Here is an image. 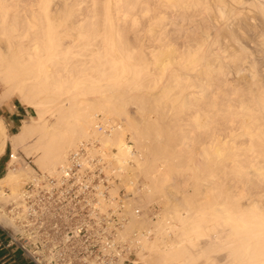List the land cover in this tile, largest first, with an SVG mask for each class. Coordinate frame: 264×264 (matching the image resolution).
I'll return each instance as SVG.
<instances>
[{
  "label": "bare ground",
  "instance_id": "bare-ground-1",
  "mask_svg": "<svg viewBox=\"0 0 264 264\" xmlns=\"http://www.w3.org/2000/svg\"><path fill=\"white\" fill-rule=\"evenodd\" d=\"M244 3L0 0V105L16 96L34 110L13 135L0 116V157L13 153L0 221L11 225L5 208L36 169L52 174L96 140L114 193H129L119 236L140 242L135 264H264V85L254 66L239 74L247 58L229 24ZM189 18L192 34L170 33Z\"/></svg>",
  "mask_w": 264,
  "mask_h": 264
},
{
  "label": "built area",
  "instance_id": "built-area-1",
  "mask_svg": "<svg viewBox=\"0 0 264 264\" xmlns=\"http://www.w3.org/2000/svg\"><path fill=\"white\" fill-rule=\"evenodd\" d=\"M12 158L11 150L7 162ZM119 184L118 171L104 159L100 143H80L56 172L36 169L19 197L7 204L11 225L0 221V244L32 264H125L130 257L137 259L140 242L119 236L129 221V193L123 186L114 193ZM137 214H143L142 208Z\"/></svg>",
  "mask_w": 264,
  "mask_h": 264
},
{
  "label": "rangeland",
  "instance_id": "rangeland-1",
  "mask_svg": "<svg viewBox=\"0 0 264 264\" xmlns=\"http://www.w3.org/2000/svg\"><path fill=\"white\" fill-rule=\"evenodd\" d=\"M252 3H258V2H256V0H245V3L243 5H239L238 7L236 6L237 10L239 9V11L240 10H242V12L244 11L243 12L244 15L243 16L241 15V16L238 17L239 21L234 20V18H232V20L229 21V24H230V28L235 30V32H237V34L239 35L240 43L244 47L245 53H246L245 54L246 55L245 58H247V59L244 62H241V64L243 63L242 65L239 64V66L241 67L240 71L242 70L241 71L242 73L239 71V74H241L242 77H243V74H244V76H247V80H248L251 77V75L249 74L250 67L254 66L255 69H256V72H257V78L258 79L260 78L258 81L261 83V85L262 84L264 85V45L260 41V39H261L260 35L264 32V17L262 18L263 15L260 16L262 13L259 15V13H258L259 10H257V8H255V7H253L251 5ZM261 3H264V2H261ZM262 5H264V4H262ZM248 11H249L250 14L248 13ZM169 20H171V19H169ZM194 20H196V18H189V19H186L185 21H181V23L179 21V23H177V24L180 27H177L176 25H169L168 29L170 30V33L173 36L176 35L175 34V30L177 31L176 33H178V31L179 32L182 31L181 33H178L179 36L176 35L175 37H177V36L181 37L182 34L183 35H186V34L190 35L195 30L196 22ZM232 21H233V23H232ZM231 23H232V25H231ZM236 25L237 26L240 25L246 35H243L237 29ZM179 28H180V30H178ZM243 36H244V38H243ZM234 75L232 74V76L231 75L228 76L227 80H229L228 82H229V84L232 85V87L234 86V88H236V87L239 86L238 88L241 89V86L243 87L244 84H246V81L244 79H242V81H241V78H242L241 76H237V75L234 76ZM254 80L256 81V79H254ZM230 81H231V83H230ZM238 84H240L241 86L238 85ZM245 87H243V88H245ZM0 91H1V87H0ZM232 97L234 98V96H232ZM11 100L15 101L16 103H20L18 97H16V96L13 97ZM135 109L136 108L134 106H130V108H129V111L131 112V114L133 116H135V113H134ZM2 113H3V111L0 108V116H1ZM10 152H11V147L7 146L6 153L0 157V171L2 173L1 176H3L5 174V172H6L7 159H8V155H9ZM25 159H26V157L24 158V160ZM30 161L32 162L31 158H30ZM175 178H177L175 181L178 180L177 181L178 183H181L183 181V179H182L183 177L182 176L181 177L177 176ZM138 179H140V182L143 181V178H141V177H139ZM152 205L155 206V207H153ZM140 208H142V207H140ZM149 208L151 209V211H150L151 218L156 220V218H155L156 214H158V212H159V203H157V201H156L153 204H150ZM136 255H137V253H136Z\"/></svg>",
  "mask_w": 264,
  "mask_h": 264
},
{
  "label": "crops",
  "instance_id": "crops-1",
  "mask_svg": "<svg viewBox=\"0 0 264 264\" xmlns=\"http://www.w3.org/2000/svg\"><path fill=\"white\" fill-rule=\"evenodd\" d=\"M3 118L9 135L17 133L22 126L24 120L33 117L34 110L21 103H16L11 99L0 105ZM2 173L0 171V178ZM4 239V235L0 230V242ZM135 258L130 257L125 264H135ZM134 262V263H133ZM0 264H32L19 251L7 249L0 244Z\"/></svg>",
  "mask_w": 264,
  "mask_h": 264
}]
</instances>
